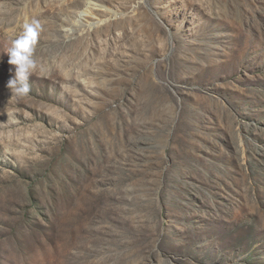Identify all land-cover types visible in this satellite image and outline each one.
I'll list each match as a JSON object with an SVG mask.
<instances>
[{
	"label": "rangeland",
	"instance_id": "374dc122",
	"mask_svg": "<svg viewBox=\"0 0 264 264\" xmlns=\"http://www.w3.org/2000/svg\"><path fill=\"white\" fill-rule=\"evenodd\" d=\"M0 264H264V0H0Z\"/></svg>",
	"mask_w": 264,
	"mask_h": 264
},
{
	"label": "clouds",
	"instance_id": "9594fccd",
	"mask_svg": "<svg viewBox=\"0 0 264 264\" xmlns=\"http://www.w3.org/2000/svg\"><path fill=\"white\" fill-rule=\"evenodd\" d=\"M42 31L40 21L33 18L22 25V32L11 41L5 53L8 56V64L13 66L9 72L12 77L6 82L5 87L11 97L23 98L30 93L28 80L36 67L33 53L38 44Z\"/></svg>",
	"mask_w": 264,
	"mask_h": 264
}]
</instances>
